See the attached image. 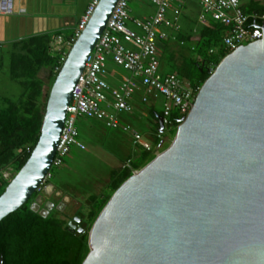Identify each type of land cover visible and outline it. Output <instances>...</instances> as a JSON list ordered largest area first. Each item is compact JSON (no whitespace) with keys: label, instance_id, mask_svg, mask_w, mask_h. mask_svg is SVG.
Here are the masks:
<instances>
[{"label":"water","instance_id":"obj_1","mask_svg":"<svg viewBox=\"0 0 264 264\" xmlns=\"http://www.w3.org/2000/svg\"><path fill=\"white\" fill-rule=\"evenodd\" d=\"M117 1L99 0L70 48L50 88L38 142L0 195V221L38 192L32 211L65 214L77 237L87 227L76 215L82 203L41 184L73 88ZM255 27L262 38L219 62L169 146L111 195L90 227L82 264H264V24Z\"/></svg>","mask_w":264,"mask_h":264},{"label":"trees","instance_id":"obj_2","mask_svg":"<svg viewBox=\"0 0 264 264\" xmlns=\"http://www.w3.org/2000/svg\"><path fill=\"white\" fill-rule=\"evenodd\" d=\"M241 9L248 16L246 27L257 29L256 25L264 24V19L253 17L264 14V3L259 0L241 1ZM59 33L20 39L14 42V48L7 56L8 73L20 85L21 93L16 101L5 99V106L0 109V172L13 167L17 173L38 142L49 91L62 66L59 63L55 41ZM226 33L227 27L212 19L205 24H198L197 21V25L183 30L179 41L183 44L190 42L191 51L199 59L191 58L188 64L191 70L180 77L190 81L194 89H199L210 76L209 65L217 66L231 52L222 46ZM159 45H162V42ZM143 105L148 107V113L158 129L154 148L162 151L169 146V143L165 145L160 137H157V116H162V112L155 111L153 102ZM177 120L178 115H174V125L179 124ZM155 149H143L139 159L126 161L121 168L113 170L105 194L88 196L86 212L76 213L82 222L87 223V227L78 237L68 226L67 217H57L56 212L59 211L53 209L47 217L32 211L30 204L38 192L34 193L22 207L0 221V263L82 264L89 253L88 237L91 224L118 187L135 170H140L155 157ZM5 182L0 180V195L7 187ZM46 183H49V180Z\"/></svg>","mask_w":264,"mask_h":264},{"label":"built area","instance_id":"obj_3","mask_svg":"<svg viewBox=\"0 0 264 264\" xmlns=\"http://www.w3.org/2000/svg\"><path fill=\"white\" fill-rule=\"evenodd\" d=\"M149 1L156 10L153 16L144 20H136L130 15L131 0L117 1L73 88L51 168L60 167L72 148L86 149L85 143L79 139L76 126L78 118L101 120L110 128L131 131L129 126L121 125L118 114L135 111L134 101L138 97L142 104L161 100L164 129L177 128L178 125L173 123L174 109L178 111V117L181 119L192 108L199 89H194L190 81L175 73L160 75L158 53V46L162 41L170 38L174 40L173 33L181 32L180 19L188 0ZM192 1L201 8L198 18L201 24L209 21L205 15L210 14L212 20L227 27V33L222 41L225 50L232 52L241 45L262 38L259 29L246 27L248 16L243 13L240 0ZM98 2L99 0L90 1L69 36L57 34L55 41L60 64L65 61L70 48L85 28ZM13 12L12 0H0V15H10ZM253 17L264 19V14ZM128 23L135 26L137 30ZM109 59L130 73L129 77L122 79L118 87L111 86L103 78L107 73ZM215 68V65L210 64L209 73H213ZM56 69L59 70L58 67ZM132 134L143 149L152 148L150 144L141 141V133L135 130ZM160 135L161 133L158 132L157 137ZM157 152L158 148L154 150L155 154ZM50 170L41 186L46 184L52 176ZM13 172L15 173L13 167L4 169L0 172V180L12 179Z\"/></svg>","mask_w":264,"mask_h":264},{"label":"rangeland","instance_id":"obj_4","mask_svg":"<svg viewBox=\"0 0 264 264\" xmlns=\"http://www.w3.org/2000/svg\"><path fill=\"white\" fill-rule=\"evenodd\" d=\"M259 1L264 3V0ZM129 9L130 15L136 20L148 19L153 16L156 10L149 0H131ZM200 13V6L192 0H188L180 19L181 32H174L175 39L170 38L162 41V45L158 48L160 75L175 73L180 76L191 70L188 65L191 58L199 59L191 51V43L186 42L181 45L179 38L184 29L197 25ZM205 16L207 20L211 21L210 14ZM198 24L201 23L198 21ZM128 25L137 30L131 23ZM61 34L66 37L70 32L66 30ZM7 62V55L0 52V109L5 106V99L16 101L21 93L20 85L8 73ZM129 76L130 73L127 70L109 61L107 73L103 78L113 87H118L122 79ZM139 108L142 113L133 111L118 114L121 125L129 126L131 131L110 128L101 120L78 118L76 126L79 139L86 144V149L72 148L60 167L51 168L50 172L53 176L49 179V183L82 203L77 212L87 210L88 196L92 194L100 196L107 192L106 185L113 170L121 168L126 161L139 159L143 149L141 144L135 141L132 131L136 130L141 133V141L150 144L155 149V135L158 129L152 116L148 113V107L139 104ZM155 111L161 113V100L155 102ZM173 114L178 115V111L174 109ZM175 129L176 127L164 129V132L159 136L164 144L171 143ZM13 174L15 176L16 172ZM10 181L11 179L5 182V187ZM56 215L66 219V215L61 212H56Z\"/></svg>","mask_w":264,"mask_h":264},{"label":"crops","instance_id":"obj_5","mask_svg":"<svg viewBox=\"0 0 264 264\" xmlns=\"http://www.w3.org/2000/svg\"><path fill=\"white\" fill-rule=\"evenodd\" d=\"M90 1L12 0L14 12L10 15H0V52L8 56L14 48V42L29 36L61 33L66 30L71 33ZM109 61L112 60L109 59L107 63ZM134 104L135 111L142 113L139 108V104L142 103L138 97Z\"/></svg>","mask_w":264,"mask_h":264},{"label":"flooded vegetation","instance_id":"obj_6","mask_svg":"<svg viewBox=\"0 0 264 264\" xmlns=\"http://www.w3.org/2000/svg\"><path fill=\"white\" fill-rule=\"evenodd\" d=\"M66 217H67V216H66ZM67 219H68V222L71 220V219H70V218H68V217H67ZM78 226L80 227V226H81V224H79Z\"/></svg>","mask_w":264,"mask_h":264}]
</instances>
